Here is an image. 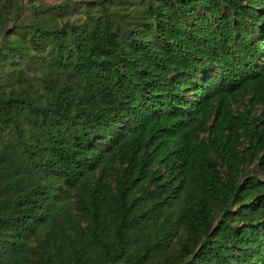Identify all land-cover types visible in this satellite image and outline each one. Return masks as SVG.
I'll return each mask as SVG.
<instances>
[{"label": "trees", "instance_id": "16d2710c", "mask_svg": "<svg viewBox=\"0 0 264 264\" xmlns=\"http://www.w3.org/2000/svg\"><path fill=\"white\" fill-rule=\"evenodd\" d=\"M0 264H264V0H0Z\"/></svg>", "mask_w": 264, "mask_h": 264}, {"label": "rangeland", "instance_id": "374dc122", "mask_svg": "<svg viewBox=\"0 0 264 264\" xmlns=\"http://www.w3.org/2000/svg\"><path fill=\"white\" fill-rule=\"evenodd\" d=\"M62 0H48V2L55 3V2H60Z\"/></svg>", "mask_w": 264, "mask_h": 264}]
</instances>
